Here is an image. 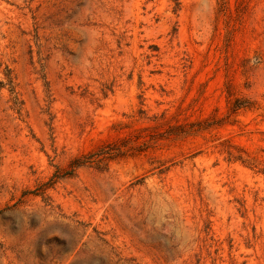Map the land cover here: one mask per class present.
Instances as JSON below:
<instances>
[{"label":"rangeland","instance_id":"1","mask_svg":"<svg viewBox=\"0 0 264 264\" xmlns=\"http://www.w3.org/2000/svg\"><path fill=\"white\" fill-rule=\"evenodd\" d=\"M0 264H264V0H0Z\"/></svg>","mask_w":264,"mask_h":264}]
</instances>
